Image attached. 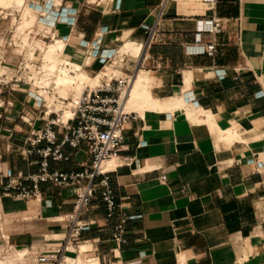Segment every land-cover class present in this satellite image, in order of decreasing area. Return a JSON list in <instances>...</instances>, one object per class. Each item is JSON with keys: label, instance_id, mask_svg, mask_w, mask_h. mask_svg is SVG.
I'll use <instances>...</instances> for the list:
<instances>
[{"label": "crops", "instance_id": "obj_1", "mask_svg": "<svg viewBox=\"0 0 264 264\" xmlns=\"http://www.w3.org/2000/svg\"><path fill=\"white\" fill-rule=\"evenodd\" d=\"M61 4L77 21L73 29L55 24V38L79 73L99 75L125 37L141 56L125 57L119 76L140 75L155 103L125 127L109 175L117 210L107 220L95 196L82 219L81 252L98 264H264V0ZM143 25L153 34L148 46ZM210 43L213 57L205 52ZM27 100L16 95L0 110V183L9 176L29 185L23 179L38 169L36 156L20 155L29 127L5 115L39 118L24 109ZM64 154L69 160L50 162V170L80 171L88 160L84 145ZM39 194L22 201L0 193L3 220L17 217L1 230L16 247L59 251L75 196L49 184ZM123 218L126 243L118 247L112 230Z\"/></svg>", "mask_w": 264, "mask_h": 264}, {"label": "built area", "instance_id": "obj_2", "mask_svg": "<svg viewBox=\"0 0 264 264\" xmlns=\"http://www.w3.org/2000/svg\"><path fill=\"white\" fill-rule=\"evenodd\" d=\"M26 1H28L27 6L35 14V24L27 27H20V23L15 27L14 25L5 28L0 26V36L5 37L0 39V42L4 41L1 44L20 50L28 48L34 51V49H40V44L45 46L47 40L51 42L55 35V24L62 23L70 29L74 28L77 12L62 7L61 0ZM7 16H13V19H17L18 22L22 20L21 11L12 10L11 13H6L4 18ZM142 28L150 31L145 44L148 46L153 34L147 25H143ZM212 30L215 34L221 31L218 20H213ZM63 38L67 39V37ZM141 48L140 46V50ZM205 52L207 56L213 57L216 53L215 44H208ZM126 56L121 55L119 50L115 51L106 65L115 66L117 70L111 75L103 76L92 87L85 86L82 93L75 98H61L53 92L51 76L50 84L43 86L44 73L39 67L32 71L31 77H28L31 80L32 91L29 90L27 94L35 98V110L41 108V116L36 119L25 114L20 116L21 121L30 129L26 138L27 146L20 151V155L25 158L36 156L38 159L33 164L37 165L38 169L23 179L29 185H23L21 181L10 179L8 176L5 183H0V193L14 194L19 200L29 201L39 197L41 185L49 184L56 188L72 189L75 199L71 212L65 217L67 228L64 237L59 240L61 242L59 251L43 250L42 247L34 245L16 247L10 242L9 236L0 231V264H60L63 262L69 248H74V251L75 248L78 249L81 232L85 230L82 219L90 210L96 195L100 197L104 205L105 218L109 220L115 215L117 205L109 176L111 169L103 170L102 164L112 160L118 161L125 127L138 117L135 111L125 109L122 102L134 76L116 74L123 67ZM140 56L141 53L134 59L138 60ZM33 57L32 52L27 56L28 61L33 62ZM63 57L69 64L70 60L66 56ZM21 61L24 59L22 58ZM42 93L46 95L51 93V99L48 100ZM37 121L43 123L42 128L35 127ZM41 143L45 144L42 148L39 147ZM82 145L86 147L88 154V160L82 170L76 172L50 170V162L60 163L69 160V157L64 154L65 147L76 150ZM2 178L0 171V179ZM160 179L164 182L166 176L162 175ZM125 221L126 218H123L112 230V241L118 247L126 243ZM88 223L93 224L92 221Z\"/></svg>", "mask_w": 264, "mask_h": 264}, {"label": "rangeland", "instance_id": "obj_3", "mask_svg": "<svg viewBox=\"0 0 264 264\" xmlns=\"http://www.w3.org/2000/svg\"><path fill=\"white\" fill-rule=\"evenodd\" d=\"M21 3L23 4V5L21 4L22 6H16V5L12 4V0H5V2H3V4H0V26L5 28L6 26L10 27V25H14V27H15L18 25V23H22V22L25 23L24 18H28V20L27 19L26 20L28 21V23L30 25L35 24L34 12L29 11L26 8L28 1L22 0ZM15 6L19 7V8H16ZM12 10L21 11V12L23 11L21 21L18 22L17 19L14 20L13 16H7L6 18H4L5 14L11 13ZM11 29H13V27ZM1 38L5 39V37L3 38L2 36H0V39ZM56 39L57 38L53 39V41H61V40H56ZM1 43H4V41L0 42V44ZM51 43H52V41L49 42L47 40L46 46H49ZM47 50H48V47H45L43 52H41L40 49H34V51L31 49H28V48L20 50L19 48H13V47L7 46L6 44L0 45V110L1 111L5 108V104H4L5 101L12 100V98L16 97V95H22L23 97H26L28 99L27 101H29L28 103L23 102L24 109L26 111H29V112L33 111V113H37V112L40 113L41 108H39L38 110H35V107H36L35 98L32 97L31 95L27 94L29 90L32 91L31 82H30L31 80H29L28 77L29 76L31 77L32 71L36 70L37 67H39V68L42 67L43 63L41 61V56H44ZM32 52L34 53V57H33L34 61L30 62V61H28L27 56H29ZM60 53H61V55H60L61 59H59V63L57 65L56 72L58 71V69L60 70V68L63 66L62 62H63V60H65V58L63 57V50ZM126 53L127 54H122V55H127L126 57H130V58L134 59L135 52H133V49L130 45H128L126 47ZM133 53H134V55H133ZM130 54H132V56H129ZM22 58L24 59V61H21ZM105 67H109L112 74L114 73L115 70H117V68L115 66L110 67L109 64L105 65ZM102 71H104V69H102L101 72ZM97 74L92 75V76L88 75V76L91 78H95L97 76ZM116 74L119 75V73H116ZM52 81H54V80H52ZM28 82H30L29 85H28ZM142 83H144V81ZM93 85H95V84L90 83V81L85 82V86H91L92 87ZM143 85L145 86L144 88H146L145 83ZM53 92H55L61 98H70V97L76 96L78 93L81 92V86L79 85V87H75V86L69 85V84L60 85V86L55 85V90H53ZM51 93H49V95H46L45 93H43V96L45 98H47L48 100H50L51 99ZM79 95H77V96H79ZM150 105L151 106H149V105L145 106V104L143 105V104H140L138 102V104H135L132 107L126 106V109L133 110V111H141V112L144 111L145 109H148V110H151V108L154 109L155 105H153V104H150ZM9 114H14V116L17 117V119H20L19 117L24 115L23 113H19L18 115L16 113H13V112L12 113H7V112L5 113V115H9ZM1 196L2 195H0V197ZM2 204H3V201L0 202V231H2V233H6L4 230H1V229H3L1 223L2 222L8 223L9 221H11L12 219H15L17 217L13 218L12 216H9V217H6L5 221H4L3 220V212H5V209H2V206H3ZM82 244H85V243L79 242L77 246L80 247V246H82ZM86 249L87 248H85L83 251H85ZM81 250L82 249H80V251ZM89 250L92 251L91 247L89 248ZM77 252H78L77 248H75L74 252L69 250L65 253V258H71V259L77 258V256H78ZM94 257H96V255H94L92 252H86L84 255H82L80 257V260L92 259L93 261L90 262V264H98V261ZM82 264H86V263H82Z\"/></svg>", "mask_w": 264, "mask_h": 264}, {"label": "bare ground", "instance_id": "obj_4", "mask_svg": "<svg viewBox=\"0 0 264 264\" xmlns=\"http://www.w3.org/2000/svg\"><path fill=\"white\" fill-rule=\"evenodd\" d=\"M21 1L22 0H12V4L16 5V6H22L23 4L21 3ZM3 2H5V0H0V4H3ZM16 8H19V7H16ZM26 8L29 11L33 12V10L31 8H29V6H26ZM26 19L28 20V18H24L25 23H23V22L20 23V27L31 26ZM55 37H56V35H54L52 37V40H51L52 43L49 46H46V44H45V46H42V44H40V46H39V48L41 49V52H43L45 47H48V50L46 51L45 55L41 56V61L43 63L41 69H42V72L44 73V79H42L43 86H46V85L48 86L50 84L49 77L51 76L52 80H54V81L51 80L53 85H54V90H55V85L60 86V85L69 84V85H73L75 87H79V85H80L81 86V92H82L85 88V82L86 81H90V83L96 84L102 79L103 76H107V75L112 74L110 68L105 67L104 71L100 72L99 75H97L95 78L86 77L87 75L85 76L84 74L79 73L80 70H79V67L77 65L71 64L70 62L68 64V63H66L67 60H63V62H62L63 66L60 68V70L58 69V71L56 72V68H57V65L59 63V59H61L60 58L61 57L60 52L63 50V42L53 41V39H55ZM122 40L124 42H123V45L121 46V48L119 49V53L121 55L127 54L126 53V47L128 45H130L133 49V52H135L134 57L140 55V53H141L140 47L133 46L129 41L125 40V37H123ZM133 55H134V53H133ZM142 80L144 81V79L142 77H140V75H137L134 78H132L130 88L127 91V93L125 94V96L123 97V101H122L124 106H125V109H126V106L132 107L133 105L138 104V102L140 104H143V105L145 104V106H147V105L151 106L150 104L154 105L153 100L150 98L149 94L146 91V88H144L145 86L143 85L144 83H142L143 82ZM80 93H78L77 95H79ZM77 95L74 97H77ZM151 110H152V108H151ZM190 116H192V115H190ZM209 117L206 119L207 121H209V119H210ZM210 122H211V120H210ZM222 134L223 133H221V135ZM224 135L227 136L228 133L226 132V133H224ZM115 165H116V162L113 160L108 161V162H104L102 164V169L103 170L113 169V167ZM80 249H81V246L78 247V249H77V251H78L77 252L78 253L77 258H74V259L65 258V260L63 262H61L60 264H82V263L90 264V262L93 261L92 259L80 260V257L84 253H86V251L81 252ZM69 250L74 252V248H69L67 251H69Z\"/></svg>", "mask_w": 264, "mask_h": 264}]
</instances>
